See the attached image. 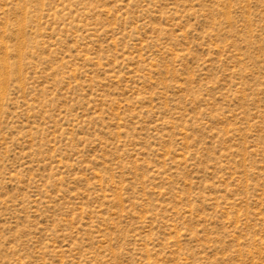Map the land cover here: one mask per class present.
Segmentation results:
<instances>
[{
    "label": "rangeland",
    "instance_id": "374dc122",
    "mask_svg": "<svg viewBox=\"0 0 264 264\" xmlns=\"http://www.w3.org/2000/svg\"><path fill=\"white\" fill-rule=\"evenodd\" d=\"M0 264H264V0H0Z\"/></svg>",
    "mask_w": 264,
    "mask_h": 264
}]
</instances>
